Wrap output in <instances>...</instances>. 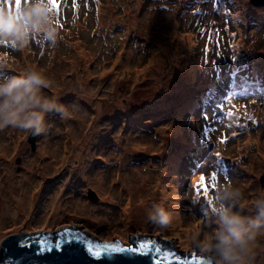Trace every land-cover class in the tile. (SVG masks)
Returning a JSON list of instances; mask_svg holds the SVG:
<instances>
[{
    "label": "rangeland",
    "instance_id": "1",
    "mask_svg": "<svg viewBox=\"0 0 264 264\" xmlns=\"http://www.w3.org/2000/svg\"><path fill=\"white\" fill-rule=\"evenodd\" d=\"M58 5L56 19L64 20L61 25L66 40L52 44L37 37L23 50L9 48L8 51L16 53L15 57L7 63L8 71L0 70L7 75L28 67L38 68L54 81L45 92L59 96L68 110L66 117L57 112L48 115L50 130L35 137L33 149L28 132L11 127L0 129L1 144L5 146L0 147V188L4 191L27 188L31 196L24 198L22 212H7L3 201L8 196L0 189L2 232L46 220L66 219L80 221L115 238L135 226L134 223H140L154 231L162 243L167 241L164 245L172 250L191 243L194 235L208 231L212 201L208 203L193 190V181L200 173L208 178L210 195L215 190L210 179L213 171L217 172V186L225 180L238 185L246 203L264 192V87H260L264 81V8L252 6L249 0H58ZM211 22L212 28L208 29ZM223 38L225 45H218L224 43ZM217 52L221 54L217 57L218 66L223 69L214 71L211 61L203 62ZM7 54L3 51L0 57ZM231 70L241 71L229 77ZM213 72L220 77L217 81H210ZM138 74L143 75L136 79ZM77 77L84 78L83 84L90 88L84 92H91L90 96L82 92ZM242 77L254 79L256 88L242 91L243 95L231 93L229 81L237 79L246 84V78ZM206 78H209L207 87ZM71 85L77 86L76 89ZM211 89L216 93L210 94ZM189 93L197 100L213 104L220 98L226 100L231 93V99L239 104L236 112L250 111V124L232 118L225 127L227 139L212 126L208 142L215 143L225 162L220 159L215 164L209 162L210 167H198V177L188 181L178 175L185 174L181 170L193 162L186 152L195 157V164H203L206 156L205 150V154L200 152L206 135L198 127L205 108L196 106V100L187 105L181 103L179 96ZM223 100L219 103H224ZM66 130L69 135L64 133ZM72 138L75 146L70 144ZM129 142L136 148L127 146ZM216 153L215 149L210 152L215 159ZM63 159L70 162H60ZM230 163L238 168L232 166V171L229 168L226 177L224 169ZM42 166L48 170L37 169ZM135 170L138 178L130 182L133 188L145 193L144 202L132 201L122 210L121 198L125 197L120 189L122 184L129 183L125 175L135 176L132 172ZM14 176V187H9L5 182ZM67 178L72 183L66 187ZM93 178L100 179L105 193L90 181ZM57 191L65 202L86 205L93 214L83 213L81 207L77 217L84 220L76 215L67 216L76 214V210L64 211L55 218L52 213L44 214L47 198L51 201ZM89 191L96 193V200L89 198ZM131 193L138 194L135 190ZM15 195L21 196V192ZM154 198H161L176 215L172 220L175 224L171 223L166 231L148 221L149 212L141 214L145 209L141 205ZM190 204L198 213L184 215L182 211L187 212ZM259 242L257 262L264 264V258L261 259L264 240Z\"/></svg>",
    "mask_w": 264,
    "mask_h": 264
},
{
    "label": "clouds",
    "instance_id": "2",
    "mask_svg": "<svg viewBox=\"0 0 264 264\" xmlns=\"http://www.w3.org/2000/svg\"><path fill=\"white\" fill-rule=\"evenodd\" d=\"M11 5L0 3V47L23 50L37 37L52 44L63 39L47 0H22L18 10L15 0ZM0 70L8 71L2 57ZM53 84L36 67L0 75V129L11 127L40 136L50 127V113L66 117L67 106L60 102L61 98L45 92ZM211 197L208 231L194 235L191 243L210 264H257L258 242L264 237V192L249 204L241 188L225 180ZM147 219L166 229L172 223L173 212L163 203L154 204Z\"/></svg>",
    "mask_w": 264,
    "mask_h": 264
},
{
    "label": "water",
    "instance_id": "3",
    "mask_svg": "<svg viewBox=\"0 0 264 264\" xmlns=\"http://www.w3.org/2000/svg\"><path fill=\"white\" fill-rule=\"evenodd\" d=\"M249 1L255 6H264V0ZM35 137L36 136L32 135L29 136V143L32 149L34 147ZM88 196L93 201L97 199V195L93 191H89ZM59 227L77 228L78 231L85 234L84 237H86L88 241H91L93 245H95V241L99 242L101 240L103 242L105 239V241H110L106 242V244L122 242L125 246H134V239H152L154 242H158L161 245V252L144 257L138 255L136 259L131 260L120 258L109 259L106 253L102 254L100 258H94L88 251V243H84L83 241H80L78 244L74 243L71 249L65 247L59 252L55 248H53L51 252H38L35 247L21 248L16 242L18 237L33 232L43 233L45 235L56 233L55 229L60 230L58 229ZM6 237H9V239L7 242H4ZM168 249L169 248L161 242L154 231L142 225L130 226L121 235L112 238L96 232L80 221L54 219L33 225H22L0 234V264H156L158 259L159 264H182V260H177L175 257L168 260L167 256H165V252H168ZM172 252L183 257L186 255L189 257L196 255L197 258H204L192 243H184L176 249H172ZM153 256L155 258H153Z\"/></svg>",
    "mask_w": 264,
    "mask_h": 264
},
{
    "label": "snow or ice",
    "instance_id": "4",
    "mask_svg": "<svg viewBox=\"0 0 264 264\" xmlns=\"http://www.w3.org/2000/svg\"><path fill=\"white\" fill-rule=\"evenodd\" d=\"M22 0H15L17 10L20 8ZM9 7L11 8V0H7ZM47 3L50 6V9L54 11L55 17L58 13V0H47ZM56 22L59 24V21L56 19ZM62 26V25H60ZM235 58V57H233ZM214 62V61H211ZM203 63H209V61L205 60ZM228 116H233L234 111L229 110ZM251 119V117H249ZM206 138L209 139L208 133L209 129L207 126L203 129ZM218 158H220V154H215ZM216 162H214L215 164ZM201 177L203 178L201 180ZM207 177L202 172L199 175V178L193 181V190L197 196L202 194L203 199H205L208 203H211L212 197L209 194V185L207 183ZM211 179V187L216 188L217 186V172L213 171L210 173ZM59 237V238H58ZM62 238V239H61ZM9 237L5 238L4 242H7ZM81 235L79 232L73 234L71 229H60L56 233L45 235L43 233H35V234H25L24 236H20L17 238L16 242L21 248H37L38 252H51L53 248H55L58 252L62 251L65 247L71 249L72 246L78 244L80 242ZM134 246H122L120 243L113 244H95L93 245L91 241L88 242L87 248L89 253L94 258H100L102 254L106 253L109 259H136L139 255L140 257L149 256L153 253L161 252V245L158 242H154L152 239H143L139 238L138 240H133ZM175 253L173 252H165V256H173ZM153 258H155L153 256ZM177 260H180V256H176ZM156 264H159V261H156ZM182 264H210L204 258L198 259L196 255H192L191 260H184Z\"/></svg>",
    "mask_w": 264,
    "mask_h": 264
},
{
    "label": "bare ground",
    "instance_id": "5",
    "mask_svg": "<svg viewBox=\"0 0 264 264\" xmlns=\"http://www.w3.org/2000/svg\"><path fill=\"white\" fill-rule=\"evenodd\" d=\"M124 72V71H123ZM132 73H136V72H132ZM141 75H143V74H138V75H135V77H136V79H138ZM79 80H80V82H79V86H80V89L82 90V92L84 93V94H86L87 93V96H90L92 93L91 92H84V90L85 91H89V87H87L86 85H84L83 83H84V78L83 77H77ZM205 81H206V79H205ZM196 82V84H197V80L195 81ZM230 86L232 87V88H235V89H237V90H239V91H244V90H246V91H251V89L253 88V89H255L256 88V86H254L255 84L254 83H252V82H250V81H246V84H244V82H242V81H240V80H233V79H231L230 81ZM206 83H207V81H206ZM197 85H199V84H197ZM208 86V83L207 84H205V87H207ZM71 87H73V89L75 90L76 89V87L77 86H74V85H71ZM199 88H196L195 90L197 91ZM210 89V88H209ZM186 90H188V89H186ZM184 91V90H183ZM182 91V92H183ZM181 92V93H182ZM211 92H213V93H216V91L214 90V89H211L210 90V94H211ZM178 97V96H177ZM179 98L180 99H182V101H184L185 103H187V102H191V101H194V100H197V98H195V96H193V94L192 93H189L188 95H186V94H184L182 97H180L179 96ZM77 120V119H76ZM66 135H69V130H66L65 132H64ZM3 140H0V147L1 148H3V147H5L4 145H2L1 144V142H2ZM13 143H15V141L13 142ZM19 143V142H18ZM70 144L71 145H73V146H75L77 143H75L74 142V140H73V138L72 139H70ZM81 144V143H80ZM127 146H130V148H136V145H134L133 146V144L132 143H128V145ZM139 147V146H138ZM75 149V151H78L79 149L76 147V148H74ZM73 149V150H74ZM201 151V150H200ZM0 156H2L1 154H0ZM206 158H208V157H206ZM0 159H2V158H0ZM63 161H69L70 162V160L69 159H63L62 161H60V162H63ZM7 163V165L10 167V168H12L11 167V163L9 162V161H5V164ZM3 164V163H2ZM46 167L47 168H49V166L48 165H46ZM46 167H38L37 169H40V170H43V172H45V170L47 169ZM57 167H55L54 169H56ZM2 170V169H1ZM48 170V169H47ZM133 173L135 172V173H138V171L137 170H135V171H132ZM26 173H28L27 171H26ZM135 173H134V175H135ZM8 178V177H7ZM15 178H16V176H14V178L13 177H11L10 179H7L6 180V182H5V184H8V186L10 187V186H13V184L15 183ZM138 177H137V175H135V176H133V175H130V174H126L125 175V177H124V179L125 180H127L129 183H124V184H122V188L120 189L121 190V192L122 193H124V197L125 198H121V203H120V205H121V207H122V210H125L126 208L124 207V205H130L131 203H132V201H137V200H140L141 202H144V197H145V193L144 192H142V191H140L139 189H136L137 187H135V188H133V185L131 184V182L130 181H132V180H136ZM90 181H92L95 185H96V187H97V189L99 190V191H102V192H106V190H105V188L103 187V185H102V183H101V181H100V179H90ZM27 182H28V185L29 186H32V182L31 181H29V180H27ZM72 183V181L69 179V178H67L66 179V181H65V185H66V187L69 185V184H71ZM27 185V186H28ZM152 185H158V184H155V183H152ZM143 186H147V185H143ZM14 187V186H13ZM66 187H65V189H64V191H66L67 189H66ZM148 188V187H147ZM1 189V192H2V194H4V192H5V194H7V199H5L4 201H3V204H5L6 206H7V212H22V210H23V208L25 207V204L26 203H24V198L25 199H31V196H29L28 195V193H27V188H26V190L24 189V188H17V187H14V188H9L7 191H4L3 190V187H1L0 188ZM20 190V191H19ZM133 190H135V191H137L138 192V194L136 195V196H134V195H132V193H131V191H133ZM146 190V189H145ZM20 193L21 192V196H18V195H15L16 193ZM147 192H149V189L147 190ZM59 193H60V191L58 192H56L53 196H52V200L50 201V197H48L47 198V200L46 201H48L47 202V204H46V209H45V213L44 214H50V213H52V218H55V217H58V216H60L59 214H62V212H64V211H73V210H76L77 211V213L76 214H69V215H67V216H75L76 215V218L77 219H86V218H84V217H80V216H78L77 217V215H79V213H78V211H80L81 212V210H80V207L81 208H83L84 209V212L83 213H85V212H87L88 213V211H89V213L90 214H93V210L92 209H89L88 211H87V209L86 208H88V207H86V205H76V202H74V201H71L70 200V198H67L68 200H70L72 203H69V202H65V199H63V198H61V197H59ZM4 194V195H5ZM159 194V193H158ZM163 195H165V193L163 194ZM20 198V199H19ZM23 199V200H22ZM50 201V202H49ZM8 202H9V204H8ZM158 203H162L161 202V198H160V200H158V199H156V198H154L153 199V201H148V200H146V203H143L142 205H141V208H145L144 209V211L141 213V214H143V213H148V212H150L151 210H152V206L154 205V204H158ZM164 204V203H163ZM76 205V206H75ZM173 204H170L169 206H172ZM6 206H3L2 208H5ZM44 206H45V203H44ZM43 206V207H44ZM174 206V205H173ZM11 207V208H10ZM1 208V209H2ZM77 208V209H76ZM132 209V208H131ZM189 210L190 211H187V212H185L184 210L182 211V213L184 214V215H189L190 216V214L192 213L191 212V210H192V208L191 207H189ZM190 213V214H189ZM6 214V213H5ZM82 214V213H81ZM1 215H4V213H2V211H0V216ZM11 214H8L7 216H10ZM24 215V213H22L21 215H20V217L21 216H23ZM44 217V216H43ZM174 217H176V215H173V220L175 219ZM14 221L16 220V219H13ZM90 224H93L94 222H93V220H89L88 221ZM128 222H130V221H128ZM176 222H178V221H176ZM131 223V222H130ZM140 223H134V225H139ZM172 224H175V222H173L172 221ZM162 230H164V231H166L167 230V228L166 229H164V228H161ZM2 230H3V224L2 223H0V234L1 233H3L2 232ZM186 230H183V232L182 233H184V234H186ZM262 239L264 240V237H261L260 238V240L262 241ZM260 243V242H259ZM261 244V243H260ZM264 258V256H261V259H263ZM257 264H259V262H257Z\"/></svg>",
    "mask_w": 264,
    "mask_h": 264
},
{
    "label": "trees",
    "instance_id": "6",
    "mask_svg": "<svg viewBox=\"0 0 264 264\" xmlns=\"http://www.w3.org/2000/svg\"><path fill=\"white\" fill-rule=\"evenodd\" d=\"M52 234H53V233H52ZM164 242H166V241H163V244H164ZM169 251L172 252L171 248L168 250V252H169Z\"/></svg>",
    "mask_w": 264,
    "mask_h": 264
}]
</instances>
